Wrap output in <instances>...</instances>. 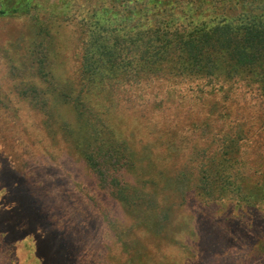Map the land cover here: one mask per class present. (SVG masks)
<instances>
[{"label":"rangeland","instance_id":"rangeland-1","mask_svg":"<svg viewBox=\"0 0 264 264\" xmlns=\"http://www.w3.org/2000/svg\"><path fill=\"white\" fill-rule=\"evenodd\" d=\"M32 1L0 16V264H264V52L222 69L216 88L145 63L111 79L84 61L109 37L97 19L127 15L120 30L139 32L161 17L184 33L264 19V0L134 14L114 0ZM110 104L126 110L116 135L100 113ZM108 141L119 173L104 185L83 150Z\"/></svg>","mask_w":264,"mask_h":264},{"label":"trees","instance_id":"trees-1","mask_svg":"<svg viewBox=\"0 0 264 264\" xmlns=\"http://www.w3.org/2000/svg\"><path fill=\"white\" fill-rule=\"evenodd\" d=\"M164 1L114 0L113 3L123 13L131 11L134 14L143 8L149 11L160 7ZM32 4V0H2L0 16L21 15L28 12ZM180 9L183 11V8ZM120 17L116 22L118 27L113 26L111 16L104 19V22L96 20L98 28L102 33H108L109 37L101 42L97 54L87 52L84 57L86 65L91 69L94 67V71L101 70L103 77L106 72H110L111 79L127 70L131 73L130 77H133L139 72L140 65L145 63L152 70L158 73L163 71L166 75L186 71L204 74L208 76L210 86L216 88L217 78L223 77L222 69L228 67L230 71V67L235 69L251 63L264 52V19L258 16H248L244 22H219L213 26L204 23L184 33L172 32L167 19L164 21L161 17L154 24L142 25L139 32L120 30V27L126 29L125 24L129 21L127 15ZM107 22H112V25ZM88 23L84 18L83 25L86 27ZM180 36L178 41L176 38ZM156 54L160 57L152 60L151 56L156 57ZM117 85L110 84L109 91H118ZM120 105L110 104L104 112H100L111 128L112 135H116L120 126L126 122V110ZM83 155L104 185H111L115 181V173L116 177L119 173L116 166L119 157H116L111 142L108 141L106 149H99L98 152L83 150Z\"/></svg>","mask_w":264,"mask_h":264}]
</instances>
